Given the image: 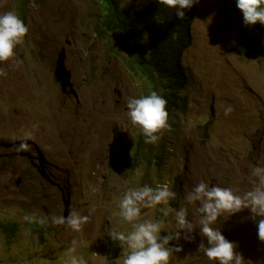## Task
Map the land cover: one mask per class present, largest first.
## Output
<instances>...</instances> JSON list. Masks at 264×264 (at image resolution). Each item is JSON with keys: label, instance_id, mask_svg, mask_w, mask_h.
I'll return each instance as SVG.
<instances>
[{"label": "rangeland", "instance_id": "374dc122", "mask_svg": "<svg viewBox=\"0 0 264 264\" xmlns=\"http://www.w3.org/2000/svg\"><path fill=\"white\" fill-rule=\"evenodd\" d=\"M220 1L196 5L181 54L186 107L168 117L171 130L151 144L127 109L130 98L148 92L92 29L98 1L0 0V14L22 4L29 28L15 57L0 62L7 72L0 76V264H71L73 257L122 264L110 234L133 226L119 216V201L145 184L169 185L176 193L171 206L187 207L195 227L191 241H170L182 246L170 264H216L198 251L201 240L207 246L201 214L185 196L202 180L243 194L253 187L252 167L264 166V56L231 50L236 28L222 17ZM25 136L30 151L17 152L20 139L13 138ZM71 211L89 217L81 231L51 223ZM33 215L34 222L25 220ZM144 219H163L161 235L176 231L173 217L156 209L142 208ZM256 221L245 209L213 225L235 242L244 264H264ZM7 222L18 223L8 238L1 226Z\"/></svg>", "mask_w": 264, "mask_h": 264}, {"label": "clouds", "instance_id": "9594fccd", "mask_svg": "<svg viewBox=\"0 0 264 264\" xmlns=\"http://www.w3.org/2000/svg\"><path fill=\"white\" fill-rule=\"evenodd\" d=\"M130 2V0H128ZM160 5L175 10V16L179 20L186 17V11L199 3V0H156ZM236 7L243 16V23L252 26L257 23L264 26V0H236ZM29 31L24 21L13 11L0 14V62L12 60L15 49L24 42ZM147 34H145V39ZM0 76H7V72L0 70ZM128 116L133 126H138L145 137V143L155 144L164 132L171 130L168 123L167 100L152 91L139 98H130L127 101ZM233 108L229 105L224 114L230 115ZM30 137L20 139L16 147L17 152L30 151L27 140ZM139 174V173H138ZM249 181L253 187L237 194L230 187L210 185L200 181L187 193L185 200L188 205L197 206L199 212V234L206 238L198 245V251H202L209 261L216 264H244L243 256L236 251L235 242L229 241L221 231L213 227L221 217L226 219L238 212L248 209L250 219L257 222V236L264 242V166H253ZM176 199V193L165 184L153 188L147 184L135 189H128L123 193L119 201V216L123 221L131 224L130 232H112L111 239L119 242L122 249V264H170L174 253L182 251V246H170V241H191L194 237L193 224L188 220V208H173L170 201ZM157 206H161L157 208ZM151 208L162 213L163 217L170 215L175 220L176 231L161 235L165 222L163 219H144L141 221V209ZM29 223L36 220L35 216H26ZM88 216H82L76 211H71L67 216H52L51 223L55 226L66 225L73 231L79 232L88 222ZM46 218H41L39 223L46 224ZM180 230H184L183 236ZM74 250V249H73ZM71 264H86L80 258L73 257Z\"/></svg>", "mask_w": 264, "mask_h": 264}, {"label": "trees", "instance_id": "16d2710c", "mask_svg": "<svg viewBox=\"0 0 264 264\" xmlns=\"http://www.w3.org/2000/svg\"><path fill=\"white\" fill-rule=\"evenodd\" d=\"M96 1L100 12L92 29L97 34L103 33L106 52L121 61L143 91L148 94L156 91L165 98L169 116L176 118L175 113L186 107L181 92L186 88L187 76L181 66V54L191 41L190 25L197 3L185 10L186 17L179 20L174 9L156 0ZM219 9L224 20L236 28L230 41L231 50L238 55L264 56V26L259 23L246 26L236 0L220 1ZM16 14L26 22L22 4L16 8ZM1 226L8 238L18 223Z\"/></svg>", "mask_w": 264, "mask_h": 264}]
</instances>
